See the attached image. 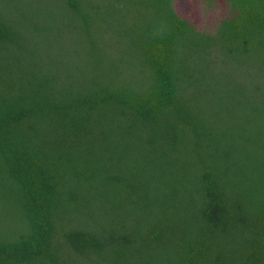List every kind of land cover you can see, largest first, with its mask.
<instances>
[{
	"label": "trees",
	"instance_id": "16d2710c",
	"mask_svg": "<svg viewBox=\"0 0 264 264\" xmlns=\"http://www.w3.org/2000/svg\"><path fill=\"white\" fill-rule=\"evenodd\" d=\"M0 264H264V0H0Z\"/></svg>",
	"mask_w": 264,
	"mask_h": 264
}]
</instances>
